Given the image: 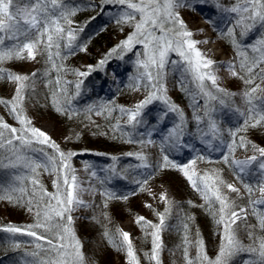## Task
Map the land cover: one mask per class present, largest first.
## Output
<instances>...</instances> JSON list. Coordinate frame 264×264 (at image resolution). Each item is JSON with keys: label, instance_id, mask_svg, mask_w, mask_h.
Here are the masks:
<instances>
[{"label": "snow or ice", "instance_id": "1", "mask_svg": "<svg viewBox=\"0 0 264 264\" xmlns=\"http://www.w3.org/2000/svg\"><path fill=\"white\" fill-rule=\"evenodd\" d=\"M103 3L122 6L124 10L119 14L116 23L127 24L133 28V31L110 49L97 66H103L107 59L117 52L132 51L136 45L143 47V52L138 54L136 61L137 76L132 87L136 91L143 87L147 95L132 108L119 107L122 118L126 117L125 123L133 127L142 123L143 109L153 101H162L169 111L177 114L180 121L169 130L166 139H174L177 144L180 142L185 123L184 113L167 96L164 82L165 68L170 62L169 53L174 52L181 57L184 62L183 72L195 85V91L190 92L194 105H199L197 97L204 100L203 116L195 117L198 123L205 122L204 118L207 117V130H202L203 137L220 139L222 130L212 118V113L216 110L215 104L226 106L227 98L235 96L236 93L220 86V77L214 70L216 62L197 47L202 43L201 41L191 39L193 32L188 30L177 10L184 6L182 0H103ZM217 7L234 16V24L228 28L226 35L237 50L239 63H229L226 71L233 78L242 81L245 86L241 93L245 108L243 111L239 107L234 109L244 119L239 127L228 130L232 140L227 144L229 155H224L223 162L234 165V171L243 173L259 160V169L264 172V159H262L264 147L251 144L244 136L239 135L249 128L264 127V34L255 44L248 46H244L239 39L246 37L257 25L264 27V0H234L230 7L219 4ZM75 14L76 9L68 8L64 0H0V65L14 59L34 61L38 56H44L50 68L61 73L64 65L57 64V58L65 59L62 56V49H71L77 38L76 32L82 31L71 27V17ZM6 41L12 43L8 45ZM248 48L251 49L250 53ZM81 51H86V47L81 48ZM93 70V66L89 65L87 71L73 70V74L85 77ZM36 76V72L31 75L15 74L0 67V79H6L15 85L13 96L10 99L0 98V105H3L20 125L19 128L13 127L0 117V167L25 168L31 173V175H16L11 185L0 187V201L16 204L24 201L28 211L35 213V221L32 224L25 226L9 224L0 230L34 239L36 250L26 253L27 256L34 258L32 264H85L82 245L75 234L72 213L79 207L88 206L82 195L86 191L92 192L93 189L84 188L75 174L71 164L75 153L62 151L47 133L33 126L32 121L24 114L26 91L34 87ZM82 82V80L75 82L64 80L59 74L54 81L48 80L45 86H52L50 100L57 112L71 115L66 105H70L75 97L70 95L68 85L74 84L75 95H79ZM180 87L189 91L183 80L180 82ZM89 111L92 109L89 108ZM107 111L111 114L113 109L108 108ZM95 114L102 115L103 111H96ZM114 127L119 129V122ZM207 142L211 143V140ZM33 143L47 145L53 150L51 154L44 152L46 162L30 160L22 154V149L30 147ZM141 143L145 142L141 141ZM249 146L253 155L244 160L235 159L230 155L237 148L247 149ZM40 151L43 152V149ZM161 151L160 166L171 167L182 173L191 187L201 195L205 202L202 206L207 207L219 229L218 251L215 258H211L206 252L205 243L199 232L196 233L195 239H191L189 226L184 223L182 225L184 234L181 238L184 264H230L231 258L241 251L253 256V259L246 264H264V235L257 236L250 230L248 236L251 244L247 246L242 244L238 236V222L246 221L250 214L248 207L238 206L229 195L236 193L240 196V189L224 181L219 169L198 172L195 166L197 160L204 159L202 156L180 165L170 160L169 156L163 153V148ZM135 155L142 161L143 167H150L144 155L141 153ZM38 169L55 175L52 182L54 192H49L39 181ZM91 175L95 176L96 173L93 172ZM138 183L143 189V186L148 184V180ZM28 184H31V189ZM244 189L249 194L248 204L251 206V214L257 217L258 227L264 232V211H258L256 208V205L264 206V182L256 189L245 184ZM254 191H259L260 198H251ZM102 195L106 197L104 207H107V201L114 198V194L105 192ZM122 198L126 200L128 197ZM159 200L165 204V208L163 212L155 213L158 223L149 221L144 216L135 218V223L145 231L146 236L151 238L150 253H145L149 264H162L161 253L164 245L161 234L173 207V201L166 193H161ZM145 207L151 208L152 205L146 204ZM256 226L246 225L249 229H254ZM105 236L110 237L118 250L125 252L127 264H140L129 232L117 229L115 236H110L107 231ZM40 241L44 243H39ZM15 247L19 248L20 244H15ZM191 248H195V256L190 254Z\"/></svg>", "mask_w": 264, "mask_h": 264}, {"label": "rangeland", "instance_id": "2", "mask_svg": "<svg viewBox=\"0 0 264 264\" xmlns=\"http://www.w3.org/2000/svg\"><path fill=\"white\" fill-rule=\"evenodd\" d=\"M230 1L231 0H182L184 6L177 9L186 23L188 30L193 32L191 39L201 41L202 43L198 44L197 47L216 62L214 70L220 77V86L227 89L229 92L236 93L235 96L227 98L226 106L215 104L216 110L212 113V118L216 120L218 126L222 130L221 138L212 140L211 137H203L202 130H207V117L204 118L205 122L201 123H198L195 117L196 115L203 116L204 100L197 97L199 105H194L190 92L195 91V85L190 82V77H187V74L183 72L184 62L181 57L174 52H170V62L165 68L166 75L164 82L167 88V96L179 106L184 113L185 123L180 142L177 144L174 139H166L169 130L180 121L177 114L169 111L162 101H153L143 109V115L141 117L142 123L135 127L125 123L126 117L122 118L119 107L132 108L136 103L143 100L147 95V91L141 87L139 91H135L132 94L128 103L117 104L120 116V120L118 121L119 125L126 131L128 137L134 140V144L138 146L137 151H103L97 148H90L78 152L79 158L77 157L76 161H71L72 167L75 169V174L79 177L83 185H87L93 189V195L86 196L88 200L86 203L88 206L79 207L72 213L74 216L75 234L82 245L81 251L85 257V264H127L125 252L123 250H118L112 240L105 236L106 231L111 236H115L117 229H122L131 234L140 264H149V260L145 256V253H150L151 238L146 236L145 231L135 223V218L137 216H144L147 220L158 223V218L155 213L163 212L165 208V204L159 200L161 193H166L168 198L173 201L171 215L167 218L165 229L161 234L164 245L161 253L162 264H184L181 249V238L184 234L182 225L184 223H187L189 226L190 238L195 239L196 233L199 232L200 237L205 243L208 256L215 258L220 242L219 229L216 224L212 232L204 230L201 226L196 228V222L194 221L195 217L193 216L191 217L192 219H190L192 226L191 223L188 222V219L185 221L184 215L187 210L185 205H188L189 201L194 209L202 207L205 202L201 198V195L191 187L190 183L179 170L160 166L162 148L163 153L167 154L170 160L180 165L186 164L198 156L204 157L203 160H197L195 167L198 172L203 173L212 169H219L220 176L224 181L232 183L240 189V196H237L236 193H229V195L233 200L236 199L238 201V206L242 199L243 202H246L242 207L249 208L250 214L247 220L238 222V236L243 245L247 246L251 244L248 233L246 232L250 229L246 227V225H250L252 221L254 222L256 216L251 214V206L248 204L249 194L245 191L244 186L242 187L240 181L244 185L248 184L253 186L254 189H256L260 183L264 182V172L259 169L260 161L254 162L243 173H238V170H236L237 177L230 174L227 178L224 176V171H229L230 169L234 171L235 168L234 165L225 164L223 162L224 155H229L227 144L232 140V137L228 135V130L237 128L239 124H242L244 119V117H241L234 109L239 107L243 111L245 108V103L241 96L245 87L244 84L242 81L233 78L226 71V66L231 62L238 64V59L232 52H226L222 46V42L219 40L220 36L228 37L226 33L228 28L234 24V16L224 12L220 7H217V4L230 7L232 5ZM64 3L68 8L74 7L73 5L75 4L71 0H65ZM123 10V7L120 5L109 4L101 9L98 16L112 17L116 14L119 15ZM71 27L77 30L80 28L78 24L73 21ZM237 30L239 31V29ZM262 34H264V27L257 25L246 37L239 39L244 46H248L255 44L256 40L259 39ZM79 36L80 34L77 31V38L73 42V45H75ZM204 37L208 38L207 43H203ZM11 43V41H6L8 45ZM205 45L210 47L208 51L203 50ZM62 50L69 51L70 49L63 48ZM248 51L250 53L251 49L248 48ZM142 52L143 47L141 45H136L132 51H127L124 55L123 60H126L127 63L119 61L120 64L114 65L111 69H109L108 65L98 66V68L93 67L94 70L88 74L85 80H83L85 77L79 79L80 77L74 76L71 81L75 82L78 79L83 81L79 90V95L74 96L75 99L80 100L85 98L87 94L89 97L94 90L98 92L105 91L106 93L118 90L128 93L131 87L129 82H135V77L137 76L136 61L138 59V54ZM79 56L80 52L78 50L75 51L74 59H77ZM79 63V66L75 68V70L88 68L89 66L85 60L79 61ZM12 64L14 65L13 67H11ZM0 67L15 74L31 75V73L37 70L38 63L37 59L34 61L14 59L5 62L0 65ZM95 73L98 74L96 78L94 77ZM181 80L184 81L185 87L189 89V91H185L180 87ZM14 88L15 85L8 81V90L10 91L6 94V98L4 97L5 99H10L13 96ZM179 93L182 95V98H185L187 103H182L177 100V95ZM105 95L106 94H104V96ZM104 96L100 95L99 98H97L98 101L100 100L99 104L103 103V100H105L104 98L106 96ZM25 102L23 106L24 114L32 121V125L47 133L56 144L63 146L65 137L63 135L62 126H59L56 121L50 118L40 117L36 113L33 104ZM8 115L9 117L0 109V117L9 125L19 128V123L10 113ZM99 116L100 115H96L94 121L98 120ZM143 138H145V140H143ZM209 140H211V143L207 142ZM246 140L251 142V144L264 147L263 141H255L250 138H246ZM141 141L145 143H141ZM147 141H151V143H147ZM46 147L48 146L33 143L30 147L23 148L22 154L30 160L46 162L44 152L49 153ZM40 149H43V152H41ZM129 153L132 155H129ZM136 153L144 155L150 167H143L142 161L137 158L135 155ZM251 155H253V151L250 153H240L236 155L235 159L244 160ZM38 172V179L43 184L44 188L49 192H54L55 189L53 188L52 182L55 179V175L43 169H38ZM93 172L96 173L95 176L91 175ZM16 175H31V173L25 168L13 169L0 167V178L5 177L4 179L6 181L12 183ZM145 179L148 180V184L143 186L142 189L141 184L138 182ZM28 187L31 189V184H28ZM183 189L189 191L190 199L182 192ZM103 192H111L114 194V198L110 199L111 201L115 199L116 201H121V205H118V209L115 208V205H108V203L107 207H104L106 197L102 195ZM125 196L128 197L126 200L122 198ZM115 197L120 198L118 199ZM251 198H260L259 191L253 192ZM146 204H151L152 207H145ZM20 208L18 220L10 217L7 211H3L1 217L4 219V224L0 226V229L9 224L25 226L34 222V211L30 213L26 207ZM204 208H206V206H204ZM256 208L258 211H264V206L256 205ZM86 222L88 223L87 230L91 231L90 233H88L84 226ZM112 228L115 230L114 234L111 231ZM28 238L31 240V243L24 244L21 247L24 264H32L34 258L27 256L26 253L36 250L34 248V239L29 236ZM107 238L111 251V253L109 252L108 254H106L103 247H101ZM39 243L43 244L44 242L40 241ZM190 254L195 256V248L190 249ZM112 257H114V261ZM252 259V254L241 251L231 258L230 264H246L247 261Z\"/></svg>", "mask_w": 264, "mask_h": 264}, {"label": "trees", "instance_id": "3", "mask_svg": "<svg viewBox=\"0 0 264 264\" xmlns=\"http://www.w3.org/2000/svg\"><path fill=\"white\" fill-rule=\"evenodd\" d=\"M71 1L75 3L73 5L74 7L71 8L76 9V14L71 17V20L74 23L78 24V26L80 27L79 29H82V31H78V33L80 34L79 39L69 51L62 50V56H64L65 59L60 60L59 58H57V64L62 63L64 65V70L61 73H57L55 70H52L44 56L37 57L38 68L35 71L37 73V76L35 77L34 87L29 88L26 91L27 98L25 103L33 104L36 113L40 117L50 118L56 121L59 126H62L65 141L63 143V146H60V149L65 153H75L71 161H76V158H79L78 152L90 148H97L103 151H137L138 146L134 144V140L128 137L126 131L121 128L122 126H120L119 129L114 127L120 120L117 104L128 103L129 98L136 91L132 87L134 81L129 82V85L131 87L128 93H124L118 90L110 93H106L105 91L98 92L94 90L89 95V97L87 94V97L80 100H77L75 98L72 99L71 104L66 105L69 112L71 113L70 116L63 115L60 112H57L52 106L50 100V89L52 86H45L49 79L54 81L56 76L59 74L64 80L71 81L73 77L76 76L73 74V70H75V68L79 66V61L83 60L87 61L88 65H91L94 68H98V62L105 58V55L109 52V50L115 47L121 40L125 39L126 36L133 31V28L127 24L118 25L116 23V19L119 16L118 14L112 17L98 16L101 9L104 6L109 5L103 3V0ZM230 3L233 4L234 0H231ZM219 40L222 42V46L226 50V52H232L237 57V50L228 37L220 36ZM83 47H86V51H81V48ZM77 50L80 52V56L77 57V59H74L75 51ZM125 54L126 52H117L113 54L107 59V62L104 65H108L109 69H111L114 65L118 63L120 64L119 61H124L123 63H127L126 60H123ZM13 66L14 65L12 64L11 67ZM87 69L88 68H80L79 71H87ZM46 72L48 73L47 75ZM96 76L98 77V74L95 73L94 77L96 78ZM87 77L88 75L85 76L83 80H85ZM81 78L83 77H80L79 79ZM68 88L70 95L75 96L76 90L74 84L68 85ZM9 91L8 81L6 79H0V98H6V94ZM104 94H106V97L104 96ZM100 95H103L105 97V100H103V103H101L102 105L99 104L100 100L98 101L97 99ZM177 100L182 103H187L185 98H182V95L180 93L177 95ZM89 108H91L92 111H89ZM108 108L113 109L111 114L108 113ZM0 109H2L7 114V117H9V111L4 106L0 105ZM96 111H103V114L99 116L98 120L94 121V119L96 118ZM240 125L241 124H239V126ZM239 135H242L245 138L253 139L255 141L264 142V127L249 128L246 132H242ZM143 140H145V138H143ZM249 147L247 149L237 148V150L231 155H235L240 152L250 153L252 152V149ZM46 149L50 154L53 151L49 147H46ZM229 174L237 177L236 172L231 169L229 171H224L225 178H227ZM4 178L5 177L0 178V187H7L13 183L6 181ZM240 184L242 185V187L244 186L241 181ZM182 192L188 197V199H190V194L187 189H183ZM235 202L236 204L238 203L237 200ZM107 203L108 205H115L116 209H118V205H121V201H116V199L113 201L108 200ZM245 204L246 202H243V200L241 199L239 202V206L242 207ZM20 207H25L24 201H21L19 204L0 201V226L4 224V219L1 217L4 210L8 212L10 217L18 220L21 209ZM185 207L187 208L184 215L185 221L188 219V222H190L192 226V222L189 218L193 216L195 217L194 221L196 222V228L201 226L206 231H213L215 221L209 214L207 207L204 208V206H202L194 209L190 203L188 205H185ZM256 219L254 220V222L252 221L250 225L257 226L254 229L250 230L254 231L255 235L260 236L263 235L264 232H261V230L259 229ZM84 226L87 230L88 223H84ZM250 230L246 232L248 233ZM111 231L114 234L115 230L113 228ZM90 232L91 231H88V233ZM107 237L110 238L109 236ZM108 238L106 239L105 243L101 245L106 254H108L109 252L111 253L108 245ZM249 241L251 242L250 239ZM17 243L20 244L19 248L15 247V244ZM27 243H31V240L28 238V236L21 234L13 235L0 231V264H24V257L21 247ZM113 258L114 257H112V260Z\"/></svg>", "mask_w": 264, "mask_h": 264}, {"label": "bare ground", "instance_id": "4", "mask_svg": "<svg viewBox=\"0 0 264 264\" xmlns=\"http://www.w3.org/2000/svg\"><path fill=\"white\" fill-rule=\"evenodd\" d=\"M204 39V41H207L208 40V38L207 37H204L203 38ZM210 49V47L208 46V45H205L204 47H203V50L204 51H208ZM83 187L84 188H89V186H87V185H83ZM87 195H93V192H84L83 193V195H82V199L85 201V202H88V200H87V198H86V196Z\"/></svg>", "mask_w": 264, "mask_h": 264}]
</instances>
